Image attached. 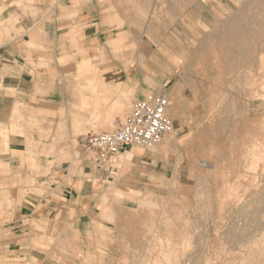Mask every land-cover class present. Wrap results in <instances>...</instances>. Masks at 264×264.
<instances>
[{"label": "rangeland", "instance_id": "1", "mask_svg": "<svg viewBox=\"0 0 264 264\" xmlns=\"http://www.w3.org/2000/svg\"><path fill=\"white\" fill-rule=\"evenodd\" d=\"M70 1L11 3L36 21L28 33L38 39L30 47L58 49L44 88H60L66 99L54 107L17 104L0 124V153L13 134L21 136L27 155L12 164L0 159V264L3 231L17 198L29 189L39 193L36 177L54 165L79 158L91 165L81 138L112 131L130 112V93L106 83L100 71L109 63L128 67L123 52L131 54L134 68L146 55L165 70L174 130L158 146L133 147L143 151L139 158L115 164L99 206L107 231L81 264H92L91 257L94 264H264V48L251 49L264 44V35L244 39L233 56L214 53L223 31L246 13L253 16L250 6L259 0H226V6L209 8L200 7V0H99L108 33L103 44L84 38ZM17 20L0 17V39L10 37ZM121 33L130 38L122 53L112 48ZM155 41L164 53L157 54ZM224 59L233 60L230 70ZM38 154L47 157L45 168L35 165ZM109 204L113 208L105 209ZM51 233L52 264H67V256L80 259L72 235L59 228Z\"/></svg>", "mask_w": 264, "mask_h": 264}, {"label": "crops", "instance_id": "2", "mask_svg": "<svg viewBox=\"0 0 264 264\" xmlns=\"http://www.w3.org/2000/svg\"><path fill=\"white\" fill-rule=\"evenodd\" d=\"M13 1L0 0V6H4L0 14L3 20L18 16L10 37L0 39V124L2 125L9 119L13 107L17 104L35 102V105L54 107L63 104L66 99L64 90L58 88L45 91L44 88L52 79L47 71L56 61L54 58L59 55L58 49L55 48L48 53L47 50L30 47V44H36L38 39L35 33H28L33 29L36 21L30 15L22 16L15 10L11 5ZM225 2L226 0H200L199 6L203 8L226 6ZM240 3H236L234 7H239ZM227 6L230 7L229 4ZM68 7H76L77 15L74 23L80 26L86 40L100 44L107 41V27H103L101 23L99 0H72ZM245 7L246 5L238 10L241 11ZM129 39L121 33L112 42L113 51L122 53ZM154 43L158 49L157 54L164 53L163 45L158 41ZM121 55L124 61L130 59L129 66L109 63L106 67H101V78L106 83L120 84L124 91L130 93L131 105L148 97H157L166 90L170 81L165 82V70L151 63L146 55L138 68H134L135 61L131 60V54L123 52ZM146 71H152L154 77ZM150 79H153L152 83ZM40 89L45 92L42 95L36 94ZM174 140L175 136H171L167 144L172 145ZM142 152L138 151V148L136 151L132 148L126 149L119 154L126 153V155L120 156L117 163L114 159L101 168L92 167L83 158L75 159L73 162H62L54 165L46 174L36 177L37 186L42 189L39 193L26 190L17 198L18 208L10 225L4 228L1 264H52L47 253L48 249L53 247L51 231L53 232L55 228L66 231L74 237L80 256V259L74 261L71 257H63L64 263L81 264L97 247L99 234L107 231L108 227L101 218L99 206L110 188L115 164L125 165L130 160L139 158ZM23 156H27L23 139L21 136L9 134L8 146L3 148L0 159L12 164ZM35 159V165L39 168H45L49 162L42 154H38ZM112 208V204H109L105 209ZM88 262L94 264L95 257L88 259Z\"/></svg>", "mask_w": 264, "mask_h": 264}, {"label": "built area", "instance_id": "3", "mask_svg": "<svg viewBox=\"0 0 264 264\" xmlns=\"http://www.w3.org/2000/svg\"><path fill=\"white\" fill-rule=\"evenodd\" d=\"M168 107L165 90L157 97L133 103L130 112L123 119L115 121L112 131L81 138V146L92 155V167L108 165L129 148L160 145L174 130V121L167 114Z\"/></svg>", "mask_w": 264, "mask_h": 264}, {"label": "bare ground", "instance_id": "4", "mask_svg": "<svg viewBox=\"0 0 264 264\" xmlns=\"http://www.w3.org/2000/svg\"><path fill=\"white\" fill-rule=\"evenodd\" d=\"M260 1H262V3ZM259 3H261V4L259 5ZM250 9L253 11L252 12L253 16H250L249 14L246 13L245 18H242L240 21L239 20L236 21L237 23L234 22L235 24H233V25L231 23V25H229L230 29L228 31H223L222 36H221V40L218 38L219 44H216L217 47L214 45L216 47L214 49V53H216V56H217V54H219V56L220 55L233 56L236 53H238L239 51H241V49L243 48V43L245 42V41H243L244 39H246L250 35L254 36V34H258V36L264 35V0H259V2H257V5H255V3H253L250 6ZM255 11H256V13L254 14ZM258 23H259L258 27H256V28L253 27V26H256ZM251 25H253L252 26L253 28H251ZM250 45H251V43H250ZM263 48H264V44H256L254 48H252V46H251V49L253 50V52L256 51V49H262L263 50ZM224 58H226V57H224ZM234 58L236 60V57H234ZM226 59H224L225 62L227 61ZM220 60H221V58H220ZM227 62L228 63H226L225 66L227 69L230 70L231 65L233 63V60H232V63L229 60Z\"/></svg>", "mask_w": 264, "mask_h": 264}]
</instances>
